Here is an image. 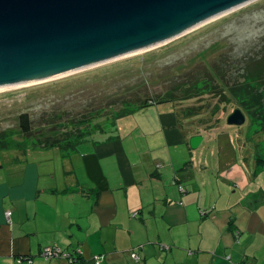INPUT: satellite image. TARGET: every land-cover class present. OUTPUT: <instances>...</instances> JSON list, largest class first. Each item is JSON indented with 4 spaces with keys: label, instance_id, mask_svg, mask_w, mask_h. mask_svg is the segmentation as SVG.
I'll return each mask as SVG.
<instances>
[{
    "label": "crops",
    "instance_id": "1",
    "mask_svg": "<svg viewBox=\"0 0 264 264\" xmlns=\"http://www.w3.org/2000/svg\"><path fill=\"white\" fill-rule=\"evenodd\" d=\"M156 105L140 111L157 126L145 133L148 159L123 126L66 157L36 142L0 150V264H70L41 258L47 246L79 249L73 264H264V190L251 193L241 175L240 194L222 189L227 163L192 152L199 135Z\"/></svg>",
    "mask_w": 264,
    "mask_h": 264
},
{
    "label": "rangeland",
    "instance_id": "2",
    "mask_svg": "<svg viewBox=\"0 0 264 264\" xmlns=\"http://www.w3.org/2000/svg\"><path fill=\"white\" fill-rule=\"evenodd\" d=\"M259 62H264V0H252L156 47L83 68L51 81L1 92L0 132L8 134L2 141L11 145L18 142L30 145V142H36V138L59 133L64 125L68 129L78 126L71 123L83 115L88 117L93 112L104 111L105 115L91 123L100 125L105 134L98 132L91 138L96 136L101 141L115 138L122 135L118 126H123L132 131L124 136L125 144L131 150L137 147L140 156L148 159L146 144L151 141L145 133L150 130L151 135V130L157 126L151 122L149 114L140 113L144 108L127 117L111 118L121 108L118 104L120 99L135 97L132 95L134 85L135 91H146L149 98L152 96L154 99L172 89L173 84L187 82L188 85L203 64L209 69H218L217 66L221 65L224 69L236 68L242 72L243 65L253 66ZM225 79L227 86L234 82L228 77ZM202 90L200 98L158 104L152 109H163L165 114H172L183 133L186 130L189 136L204 137L202 146L192 149V152L196 155L201 153L207 164L212 162L210 160L227 163L225 170L223 168L225 186L222 189L240 194L233 187L236 186L234 183L241 184V175L249 179L251 193L255 190L263 192L264 132L255 133L250 117L244 112L242 125H229L227 117L237 108L236 102L225 103L207 87ZM122 106L136 108L135 103H124ZM21 113L30 116L31 138L20 134L18 116ZM1 155L0 159L7 157L6 153ZM162 158L165 159L164 156ZM133 160L137 161L136 158ZM213 174H216L215 170Z\"/></svg>",
    "mask_w": 264,
    "mask_h": 264
},
{
    "label": "water",
    "instance_id": "3",
    "mask_svg": "<svg viewBox=\"0 0 264 264\" xmlns=\"http://www.w3.org/2000/svg\"><path fill=\"white\" fill-rule=\"evenodd\" d=\"M248 1L0 0V89L150 48ZM244 121L238 108L227 117Z\"/></svg>",
    "mask_w": 264,
    "mask_h": 264
},
{
    "label": "trees",
    "instance_id": "4",
    "mask_svg": "<svg viewBox=\"0 0 264 264\" xmlns=\"http://www.w3.org/2000/svg\"><path fill=\"white\" fill-rule=\"evenodd\" d=\"M217 67L218 69H209L207 65L203 64L202 69L198 74H195L196 76L188 85L187 82L173 84L172 89L155 96L154 99L152 96L149 98L150 95H147L146 91L143 93L135 91L136 85H134L132 95L135 97L133 99H120L118 104L121 108L117 113L110 116L118 119L130 116L137 110L152 104H173L189 98H200L199 96L203 94L202 89L207 87L208 91L217 95L218 100L225 103L235 101L237 108L250 117L252 125L255 127L254 132H264V62L254 63L253 66L243 65L242 72H238L236 68L227 70L221 65ZM227 77L234 81L230 86L225 85V78ZM124 103H135L136 108L122 106ZM103 115H105L104 111L93 112L88 117L83 115L81 119L71 123L73 125L79 124V127L72 126L68 129L64 125L65 128L55 135L36 138V143L44 149L57 146L63 156L66 157L75 152L77 147L86 142L93 134L102 132L103 128L100 125H93L91 121ZM18 121L20 134L25 138H31L33 129L28 113H21L18 116ZM7 135L6 132H0V140L2 141V138ZM8 144L9 142L2 141L0 150L7 148ZM258 160L262 162L261 158Z\"/></svg>",
    "mask_w": 264,
    "mask_h": 264
},
{
    "label": "built area",
    "instance_id": "5",
    "mask_svg": "<svg viewBox=\"0 0 264 264\" xmlns=\"http://www.w3.org/2000/svg\"><path fill=\"white\" fill-rule=\"evenodd\" d=\"M179 190L183 191V187L179 186ZM163 248H167V247L163 246ZM80 255H81V251L79 249H76L74 251H66L55 246L43 247L40 251V257L46 261L51 259H63L70 264L80 261L79 260ZM131 256L136 260L138 259V257L135 254H132ZM102 259H103L102 256L96 255L93 258L94 264H100ZM21 260L22 259L19 258L18 262H21ZM28 262L30 263L31 261L28 259Z\"/></svg>",
    "mask_w": 264,
    "mask_h": 264
},
{
    "label": "bare ground",
    "instance_id": "6",
    "mask_svg": "<svg viewBox=\"0 0 264 264\" xmlns=\"http://www.w3.org/2000/svg\"><path fill=\"white\" fill-rule=\"evenodd\" d=\"M201 24H203V23H201ZM201 24H199V25H201ZM199 25H197V26H199ZM197 26L192 27V28H190V29H188V30H186V31H184V32H182V33H180V34L174 36V37H171V38H169V39H167V40H165V41H163V42H161V43H159V44H157V45H155V46H152V47H150V48L156 47V46L161 45V44H163V43H165V42H168V41H170V40L176 39L179 35H181V34H183V33H185V32H188L189 30L194 29V28H196ZM150 48H147V49H150ZM147 49H144V50H147ZM141 51H143V50H141ZM137 52H139V51H137ZM127 55H129V54H127ZM111 60H112V59H111ZM94 65H96V64H94ZM91 66H93V65H91ZM87 67H90V66H87ZM87 67H84V68H87ZM81 69H83V68H81ZM78 70H80V69H78ZM75 71H77V70H75ZM75 71H72V72H75ZM72 72L70 71V72H67V73H64V74H60V75L53 76V77H50V78H47V79H43V80H40V81H36V82H31V83H26V84H21V85H16V86H11V87H6V88H1V89H0V93H1V92H5V91H8V90H15V89L24 88V87H28V86H31V85H35V84H39V83H43V82H47V81H51V80H54V79H57V78L64 77V76H66V75H68V74H71Z\"/></svg>",
    "mask_w": 264,
    "mask_h": 264
}]
</instances>
